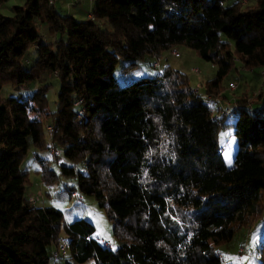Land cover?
<instances>
[{"label":"trees","instance_id":"trees-1","mask_svg":"<svg viewBox=\"0 0 264 264\" xmlns=\"http://www.w3.org/2000/svg\"><path fill=\"white\" fill-rule=\"evenodd\" d=\"M92 14L79 21L49 0L0 13V264H222L218 249L264 214V95L222 101L230 73L264 68V0H95ZM180 45L215 68L203 93L170 65L114 78L120 63L126 76ZM28 157L57 202L94 199L116 245L85 219L66 222L71 210L33 205Z\"/></svg>","mask_w":264,"mask_h":264},{"label":"rangeland","instance_id":"rangeland-1","mask_svg":"<svg viewBox=\"0 0 264 264\" xmlns=\"http://www.w3.org/2000/svg\"><path fill=\"white\" fill-rule=\"evenodd\" d=\"M46 29V26H42L41 32L44 37L43 40L48 41L49 36H47ZM156 59H159L157 61H160L157 63V67L154 66ZM156 59L147 60V62L141 64L142 68L139 71L130 72L126 76H122L121 69L123 65L120 63L114 71V78L120 85H125L127 84L128 79L137 80L144 76H153L162 70L165 65H170L171 67L184 72L189 77L191 87L195 86L201 94L203 93V81L212 77L215 71V68H212L209 63L199 58L193 50L181 45L175 46L170 51H166L162 54V60H160V57ZM256 71L258 73H252L251 76H247L248 72L245 71V73L240 70L237 73L235 71L236 75L232 72L225 80V89L228 91L230 101L233 105L236 103V100L243 95L247 94L248 96H256L259 91L263 89L262 84L264 82L262 83V79H264V73H260V69H257ZM240 73H242V75H239ZM199 79L201 80L198 81ZM231 82L237 84V88L234 91H230L228 88V85ZM195 83L198 85H195ZM58 90L59 83L57 80H54L52 82V88L47 95L50 109L54 108V102ZM4 94L5 93L2 95ZM202 102L209 106L211 105V103L205 99H202ZM251 106L256 107L252 103ZM247 109H249V105L247 106ZM219 145L222 148L221 157L224 164L227 167H231L238 146L235 137L232 135L231 128L225 126L222 129L219 134ZM44 155L49 154L47 153ZM55 164H63V160L59 158L55 161ZM23 165L30 171L31 186L26 191V197L33 205L54 206L59 210H71V215L66 217V222L69 223L75 219H85L94 227V238L98 240L103 239L116 245V241L112 234V223L107 220L104 211L98 207L94 199L90 197H82V200L72 199L65 203L57 202L54 200V195L60 189L56 186L47 187L41 182L37 174L34 173V170L37 169V167L32 162L31 158L28 157ZM77 202L81 204V208L76 210L73 208V205ZM263 240L264 214L263 217L253 226L241 229L232 241V247L230 250H226L224 247L218 249L224 259L222 264H262L264 260V254L262 253Z\"/></svg>","mask_w":264,"mask_h":264},{"label":"crops","instance_id":"crops-1","mask_svg":"<svg viewBox=\"0 0 264 264\" xmlns=\"http://www.w3.org/2000/svg\"><path fill=\"white\" fill-rule=\"evenodd\" d=\"M23 2H24V0H8L5 3V5L1 8L0 13L2 15H4V16H10L11 15V7L12 6H15V5H21V4H23ZM94 2L95 1H92V0H82L80 2H77L75 0H56L55 8H56V10L59 13H61L63 15L72 16L73 18H75L76 20H79V21H85V20H88V14L89 13H92V9H93ZM160 60H162V54L160 56ZM239 70L242 71L243 73H245L240 67L237 68L236 73ZM260 70H261L260 73H262L264 71V68H260ZM236 73L234 72L235 75H236ZM252 73L256 74L258 72L256 70L255 71H252V72H248L247 76H251ZM239 75H242V73H240ZM200 80L201 79H199L198 81H200ZM262 80H263L262 81V83H263L264 82V79H262ZM205 81L206 80H204L203 82H205ZM195 85H198V84L195 83ZM262 87H263V89H261V91H259V93H261V94L264 95V93H263L264 92V83L262 84ZM229 96L230 95H229L228 91H226V89H225L222 92V98H223L222 101H223V104L226 105V103L227 104L229 103L230 106L233 107V105H232V103L230 101V97ZM250 96H255V95H250ZM215 105L216 104L214 102H211V105L210 106L211 107H214Z\"/></svg>","mask_w":264,"mask_h":264},{"label":"built area","instance_id":"built-area-1","mask_svg":"<svg viewBox=\"0 0 264 264\" xmlns=\"http://www.w3.org/2000/svg\"><path fill=\"white\" fill-rule=\"evenodd\" d=\"M80 1H82V0H77V2H80ZM92 1H95V0H92ZM55 2H56V0H49V3H50V4H53V3H55ZM88 20H89V21H95V17H94V15H93L92 13H89V14H88ZM174 55H175V54H174ZM176 56H178V55H176ZM157 63H159V62L156 61L154 66L157 67ZM212 67H213V66H212ZM262 73H264V71H263ZM228 88H229L230 91H234V90H236V88H237V84H236L235 82H231V83L228 85ZM194 90H195V89H194ZM214 100H215L216 102H219V100H220V96H219V95L216 96ZM78 103H79V102H78ZM78 103H77V104H78ZM226 113H230L229 108L226 109ZM80 114H82V113H80ZM46 130H47L48 137L50 138L52 130H51L50 127H47ZM50 153H51V154H56V155H57L59 152H58L57 150L54 149L53 145H51V147H50ZM102 245H103L104 247L111 248V243H110L109 241H102ZM54 257H56V254L54 255Z\"/></svg>","mask_w":264,"mask_h":264}]
</instances>
